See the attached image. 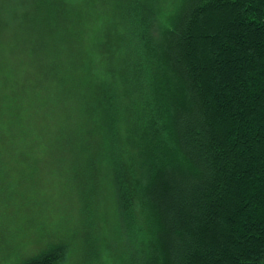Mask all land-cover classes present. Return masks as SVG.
<instances>
[{
	"label": "trees",
	"instance_id": "16d2710c",
	"mask_svg": "<svg viewBox=\"0 0 264 264\" xmlns=\"http://www.w3.org/2000/svg\"><path fill=\"white\" fill-rule=\"evenodd\" d=\"M130 6L100 98L84 56L0 43V212L11 201L35 229L31 189L72 164L79 228L109 197L123 264H264V0H174L166 19ZM65 243L23 264H60Z\"/></svg>",
	"mask_w": 264,
	"mask_h": 264
},
{
	"label": "rangeland",
	"instance_id": "374dc122",
	"mask_svg": "<svg viewBox=\"0 0 264 264\" xmlns=\"http://www.w3.org/2000/svg\"><path fill=\"white\" fill-rule=\"evenodd\" d=\"M55 1V9L48 10L42 3L39 9L35 8L31 0H0L1 47H15L13 54L19 59L27 58L30 54L45 57L52 55L56 49L58 54L64 56H84L88 69L94 78L99 79L96 86L92 85V90L90 84L87 86V92L95 91L100 98L103 95L105 77L102 73L105 65L109 66L108 62L121 65L123 54L120 43L123 36L126 38L125 18L133 0ZM139 1L145 5L144 15L149 16L156 11L157 5V11L160 10L164 19L173 12L174 0H160L153 7H149L151 0ZM34 42L46 48L40 51L39 48L34 53ZM72 46L78 50L70 51ZM118 104L119 108L126 105L124 96L119 98ZM95 119L99 120L97 117ZM126 131L128 133L129 129ZM71 165H66L67 170L60 165L51 176L46 168V180L39 181L31 189L33 197L30 199L33 200L30 208L36 219L34 226L35 229H41V232L36 231L31 224H26L24 228L15 227L23 223L22 214L15 210L11 201L3 205L0 212V264H23L36 256V252L46 244L59 241H65L67 247L66 258L60 264H123L125 243L117 230L114 206L109 197L102 198L95 217L98 221L96 228H92L89 235L79 228L83 203L77 196L76 187H69L70 182L65 181L67 177L73 178L74 169ZM64 172L67 176L65 178ZM103 189L104 194L109 193L106 186ZM22 191L18 187L17 195H24ZM30 199L28 206L31 204ZM55 224L60 225V234L57 229H52ZM88 243L92 244L90 248Z\"/></svg>",
	"mask_w": 264,
	"mask_h": 264
}]
</instances>
